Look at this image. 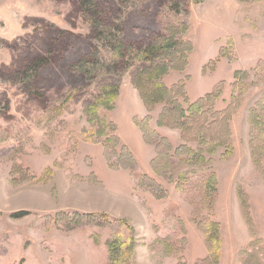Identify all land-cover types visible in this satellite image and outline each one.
I'll return each instance as SVG.
<instances>
[{
  "label": "rangeland",
  "instance_id": "rangeland-1",
  "mask_svg": "<svg viewBox=\"0 0 264 264\" xmlns=\"http://www.w3.org/2000/svg\"><path fill=\"white\" fill-rule=\"evenodd\" d=\"M92 14L0 0V264H264V0Z\"/></svg>",
  "mask_w": 264,
  "mask_h": 264
},
{
  "label": "trees",
  "instance_id": "trees-1",
  "mask_svg": "<svg viewBox=\"0 0 264 264\" xmlns=\"http://www.w3.org/2000/svg\"><path fill=\"white\" fill-rule=\"evenodd\" d=\"M80 3L82 5V8L84 9V11L86 13H88L90 15L91 18H93V14H92V9H95L96 8V0H80ZM102 30H107L109 29L110 27L107 26L106 24H102L100 27H98ZM121 47H122V44H121ZM121 49V48H120ZM119 49V51H121ZM121 53H119V57H120ZM118 57V58H119ZM93 66L94 68H92V70L90 68H87V64L88 62L85 60V62L79 64L77 66V68L79 69V71L85 75V76H93L95 75V72L97 71L96 69L97 68H101L103 69V67H105L104 70L110 72L114 66L113 62H110L108 64H103L102 62L100 63V61L98 60V58H95L93 60ZM162 75H165L168 73V69H164L162 70ZM156 86L158 87L159 91H160V98L158 101H161V102H165V103H168V104H171V103H174L175 102V98H176V91L178 90L177 88H174L173 90H170L168 88H166L162 83H159V84H156ZM118 87L115 89L116 91ZM118 93V92H117ZM210 96H207V97H204L202 99H199L197 102H195L191 107L190 109L191 110H202L204 107H205V101H208ZM184 117V113L182 112L181 116L179 117L178 114H177V118H176V115L173 114V110L172 109H169L168 107L166 108V110L164 111V114L162 115V121H167L168 118H174L178 121V125L179 126H182V128H186V124L182 122V119ZM150 118L147 117L145 119V121L149 120ZM165 126H167L165 124ZM152 133H154L152 131ZM171 149V147H170Z\"/></svg>",
  "mask_w": 264,
  "mask_h": 264
},
{
  "label": "crops",
  "instance_id": "crops-1",
  "mask_svg": "<svg viewBox=\"0 0 264 264\" xmlns=\"http://www.w3.org/2000/svg\"><path fill=\"white\" fill-rule=\"evenodd\" d=\"M140 119H142V116L140 115V116H138ZM118 124H119V130L121 129V128H124V126H127V128L129 129V131L130 132H132L133 134V136H134V138L132 139V138H129V137H127L126 136V133L124 132L122 135L120 134V138L127 144V145H129L130 147H132L131 145H133V146H135V147H137V148H140V149H146V146H144L143 144H140L139 143V141L141 140H143L142 138H140V134L138 133V131L135 129V128H133L134 126L132 125V120L129 122V121H127L126 122V125L123 123V122H118ZM139 138H140V140H139ZM132 143H134V144H132ZM142 143V142H141ZM147 151H149V150H147ZM103 160H104V158H103V153H102V150L99 152V153H97L96 154V156H95V158H94V160H93V163H94V165L96 166V164H98V170H96V175L97 176H99V175H103V174H106V170H105V167L102 169V165H103ZM107 175V174H106Z\"/></svg>",
  "mask_w": 264,
  "mask_h": 264
}]
</instances>
